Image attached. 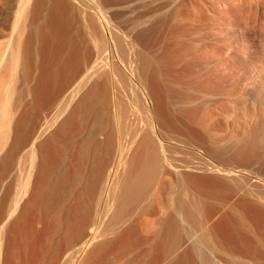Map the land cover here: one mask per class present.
I'll return each instance as SVG.
<instances>
[{
    "label": "bare ground",
    "instance_id": "obj_1",
    "mask_svg": "<svg viewBox=\"0 0 264 264\" xmlns=\"http://www.w3.org/2000/svg\"><path fill=\"white\" fill-rule=\"evenodd\" d=\"M0 5V264H264V176L243 167L264 126L228 146L180 87L251 30L264 48V0ZM40 56L53 86L21 110L16 65Z\"/></svg>",
    "mask_w": 264,
    "mask_h": 264
},
{
    "label": "rangeland",
    "instance_id": "obj_2",
    "mask_svg": "<svg viewBox=\"0 0 264 264\" xmlns=\"http://www.w3.org/2000/svg\"><path fill=\"white\" fill-rule=\"evenodd\" d=\"M1 6L2 5H0V7ZM218 8L220 9L221 7L217 6L213 8L214 10L212 11H214V14H217L222 9V12L218 13L220 15H217V18L220 19L221 16V20H227L229 15L223 13V8L220 10ZM192 13H194V10ZM197 15V17H194L197 19L202 18L200 14ZM210 17L211 16L208 17V22L210 21ZM219 19L218 22L220 21ZM262 21H264V16H262ZM251 31V33L249 32L250 34L247 35V42L245 41L244 43V41H240V43H232L228 49V55L224 53V48L221 49L218 47L220 49H218V52L216 51L217 54L215 53L213 57L210 56L211 63L208 62V64H206L195 61L193 68L187 73L185 78L182 79L180 83V87L185 93L196 96V102L199 101L201 104L208 105L207 111L203 112V118L211 117V123L214 127L213 131L217 134V138L228 140V146H231L234 143L233 141H235L236 135L242 134L243 130L249 125L256 127L258 131H260L261 127L264 126V98L258 99L254 93V88L264 82V48L258 49L253 46L252 49V47L248 48L247 45H245L246 43H253L252 39L254 38L255 34L253 30ZM38 46H40V44ZM212 48L213 46H210L208 49H211L210 51H212L211 54L213 55L214 51ZM214 48L216 49V47ZM224 59H226L228 63ZM223 61H225V63ZM42 62L43 60L41 56L35 60L33 72L30 75L28 74L29 76L27 75V67L25 69V75V71H22L20 66L16 65L15 68V66H13V64L11 65L10 63L9 69L10 67H14L16 70V78L15 81H13V83L15 82L13 98H18L22 93L27 92V89L29 88L33 92V95L31 92L30 97L28 96V98H22L23 95L21 96L22 99L19 98V106H21L19 107L20 109H23V107L25 108L29 99L34 101V92L36 90H40L41 85H46L47 87L49 86L48 88H52L53 86V82L51 80H48L47 83L45 80H43V68L45 67V62ZM2 69L3 65L0 67V76H3L4 74ZM15 70L12 71L15 72ZM237 98H242L244 101H246L245 103L248 105L246 109L249 112L255 111L257 115L259 114L258 120L250 122L248 120L247 110L241 108L240 110H236L234 108L236 102L239 101ZM56 107L57 104L54 106V108L56 109ZM253 156L254 157L245 163L243 167H253L252 169L254 171H260V175L264 176V145L260 147L258 153H254ZM19 175L21 178V174ZM20 180L21 181H19V178L16 179V184L14 181H12L11 187H13L12 189H15L12 190L13 192H16V190L19 191L22 188L21 186L23 184V177ZM18 187H20V189Z\"/></svg>",
    "mask_w": 264,
    "mask_h": 264
}]
</instances>
